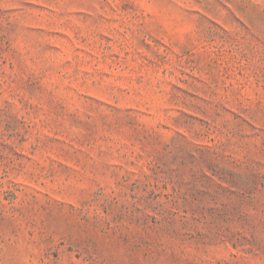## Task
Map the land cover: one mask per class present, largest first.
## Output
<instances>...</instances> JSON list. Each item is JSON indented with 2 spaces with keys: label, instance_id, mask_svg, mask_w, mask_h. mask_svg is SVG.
Masks as SVG:
<instances>
[{
  "label": "rangeland",
  "instance_id": "rangeland-1",
  "mask_svg": "<svg viewBox=\"0 0 264 264\" xmlns=\"http://www.w3.org/2000/svg\"><path fill=\"white\" fill-rule=\"evenodd\" d=\"M0 264H264V0H0Z\"/></svg>",
  "mask_w": 264,
  "mask_h": 264
}]
</instances>
